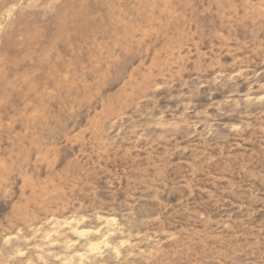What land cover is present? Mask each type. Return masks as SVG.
<instances>
[{"label": "rangeland", "instance_id": "374dc122", "mask_svg": "<svg viewBox=\"0 0 264 264\" xmlns=\"http://www.w3.org/2000/svg\"><path fill=\"white\" fill-rule=\"evenodd\" d=\"M0 264H264V0H0Z\"/></svg>", "mask_w": 264, "mask_h": 264}]
</instances>
